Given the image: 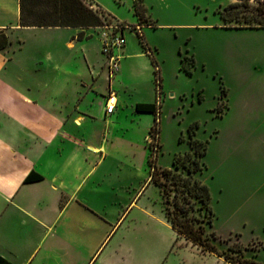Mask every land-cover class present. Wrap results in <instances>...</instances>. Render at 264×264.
I'll return each instance as SVG.
<instances>
[{"label":"rangeland","instance_id":"rangeland-1","mask_svg":"<svg viewBox=\"0 0 264 264\" xmlns=\"http://www.w3.org/2000/svg\"><path fill=\"white\" fill-rule=\"evenodd\" d=\"M84 1L102 8L105 24L142 23V37L131 28L124 33L130 53L143 51L145 57L129 58L124 72L122 59L121 72L110 81L102 69L107 61L102 29H33L12 35L17 42L21 39L29 65L49 51L89 81L97 79L82 104L96 116L104 107L99 97L111 86L120 99L116 113L121 117L113 129L114 144L126 154V138L135 142L128 174L136 188L152 170L147 155L158 169L173 168L176 155L193 152V138L206 143L205 165L196 176L211 190L214 222L207 230L217 237L211 239L222 255L242 260L229 250L234 247L264 264V26L253 25L264 23V12L257 0ZM237 1L240 5L231 8ZM81 31L86 41L70 47L71 36ZM92 70L100 75L93 79ZM78 86L85 89L75 83L64 91L62 103L68 108ZM141 101L158 102L159 137L157 128L150 131L155 114L135 111ZM87 126L92 134L104 129L97 120ZM108 160L111 167L123 161L116 156ZM140 197L139 206L107 239V262L119 256L120 264H226L177 233L167 220L158 185L148 181L136 201Z\"/></svg>","mask_w":264,"mask_h":264},{"label":"crops","instance_id":"crops-1","mask_svg":"<svg viewBox=\"0 0 264 264\" xmlns=\"http://www.w3.org/2000/svg\"><path fill=\"white\" fill-rule=\"evenodd\" d=\"M65 28L81 27H23L20 0H0V32L10 39V44L0 49V254L11 264H120L119 256L107 262L103 253L108 244L104 245L139 206L141 197L136 199L145 184L153 182L152 170L146 183L137 188L128 174L136 157L132 137L126 138V154L114 144L113 129L121 124L116 113L120 99L117 95L115 112L106 114L102 103L109 85L99 97L103 110L96 116L82 104L95 86L98 72L92 70L94 81H89L49 51L29 65L21 39L12 38L23 30ZM87 38L85 31L75 32L68 45L73 47ZM130 50L126 43L117 51L121 57L118 73L122 59L124 72L129 58L145 57L143 51ZM106 65L103 63L102 69L108 71ZM30 72L32 82L28 80ZM75 83L85 89L78 86L73 107L68 108L62 103L64 91ZM138 103L155 102H136L135 109ZM95 120L104 124L100 134H92L87 126ZM114 156L123 161L117 167L107 166L108 158ZM147 158L149 162V155ZM31 173L42 179L26 181Z\"/></svg>","mask_w":264,"mask_h":264},{"label":"trees","instance_id":"trees-1","mask_svg":"<svg viewBox=\"0 0 264 264\" xmlns=\"http://www.w3.org/2000/svg\"><path fill=\"white\" fill-rule=\"evenodd\" d=\"M257 2V8L264 12V0H257ZM240 3L234 2L230 7L233 8ZM20 24L23 27L87 28L102 26L105 22L100 12L94 10L84 0H20ZM253 25L264 26V23ZM82 37L81 33L79 38L82 39ZM9 44L8 35L3 31L0 32V49L6 48ZM157 103L136 105V110L139 112L155 114V125L150 131L156 128L159 130L160 110ZM194 133L191 130V134ZM191 146L193 149L191 154L176 155L173 168L158 169L149 155V163L152 167L151 179L161 189L167 220L180 236L193 245H197L204 252L223 256L232 264H241L242 260L249 264H261L254 259L246 258L241 249L234 247H229V250L238 253L242 260L235 261L232 257L218 252L216 244L211 239V237H217L214 232L211 234L207 230V225L213 226L214 222L211 190L196 176L205 165L202 158L207 153V144L193 138ZM40 179H42L41 175L31 173L26 181ZM0 264H11V262L0 254Z\"/></svg>","mask_w":264,"mask_h":264},{"label":"built area","instance_id":"built-area-1","mask_svg":"<svg viewBox=\"0 0 264 264\" xmlns=\"http://www.w3.org/2000/svg\"><path fill=\"white\" fill-rule=\"evenodd\" d=\"M90 6L100 12L102 8L96 4H90ZM101 13V12H100ZM143 24L138 25H128L123 22L118 21L116 24H104L102 26H97L95 28L102 29V53L106 56L107 70L109 72L110 81L120 70V59L121 57L117 54L118 50L125 47L127 40L125 36V29L131 28L135 30L139 37H142L141 30ZM118 98L116 92L110 88L109 92L105 96V112L106 114H112L117 108ZM156 137H159V130H157Z\"/></svg>","mask_w":264,"mask_h":264}]
</instances>
